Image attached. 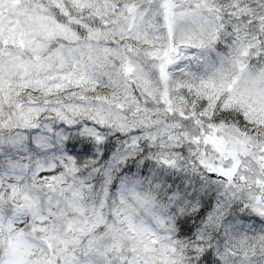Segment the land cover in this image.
<instances>
[{"label":"snow or ice","instance_id":"snow-or-ice-1","mask_svg":"<svg viewBox=\"0 0 264 264\" xmlns=\"http://www.w3.org/2000/svg\"><path fill=\"white\" fill-rule=\"evenodd\" d=\"M0 264H264V0H0Z\"/></svg>","mask_w":264,"mask_h":264}]
</instances>
